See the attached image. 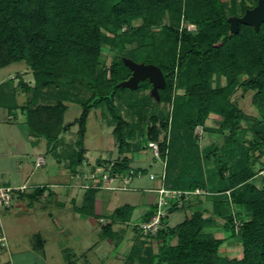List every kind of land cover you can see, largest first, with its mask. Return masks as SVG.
Masks as SVG:
<instances>
[{"label": "trees", "instance_id": "obj_1", "mask_svg": "<svg viewBox=\"0 0 264 264\" xmlns=\"http://www.w3.org/2000/svg\"><path fill=\"white\" fill-rule=\"evenodd\" d=\"M257 3L258 0H241L239 4L230 0L229 5L223 0H0V70L24 62L33 76V83L18 74L0 84V107L9 113L21 111L29 135L51 144L55 156H58L56 143L77 126L79 141L72 149L74 161L69 165L73 174L86 162L85 141L90 115L106 108L114 121L112 134L122 159L113 163L99 162L98 167L104 165L103 172L113 180V185H123L122 176L131 171L132 182L139 173L145 176V170L135 169L133 159L127 157L131 149L125 134L128 122L117 105L123 93L135 92L122 86L132 75L124 59L154 65L164 74L165 87L158 91V98L151 92L146 99L168 107L172 104L162 121L166 133L170 125L172 144L168 145L167 136L161 141L158 130L151 137L154 128L144 125L140 145L143 148L146 144L159 143L162 159L168 158L164 184L170 185L172 190L192 192L207 188L203 164L198 155H192V147L197 150L198 145L194 138L178 135L204 126L211 113L222 117L216 135L226 136L231 158L236 154L241 159L231 161L227 176L221 159L220 164L217 161V169L209 171V176L217 175L211 183L217 194L211 217H204L208 211L203 208L177 226L159 232L163 244L155 256L158 264H264V183L259 179L261 171H256L264 158V131L260 129L261 121L246 115L229 99L237 89L243 93L256 92L252 103L264 122V24L258 32L253 27L240 25L239 33L231 34L229 23L230 17H242ZM166 17L171 24L165 23ZM136 21L141 24L133 30ZM181 21L196 26L197 33L181 30ZM155 27H159L163 36L156 46L152 29ZM147 38L151 42L144 48L143 55L134 51L132 57L122 56L134 39ZM105 50L117 53L110 67L102 63ZM242 75L246 78L240 81ZM223 78L228 81L225 88L221 87ZM143 87L152 90L153 86L145 80L137 91ZM176 88L186 90L184 97L176 95ZM82 90L89 93L88 98L79 97ZM18 94L27 96L24 105L18 104ZM189 100L196 101L194 110ZM70 104L78 105L82 113L66 124ZM128 107L134 105L129 103ZM137 107L141 115L142 109ZM243 123L251 124V139L246 138L247 128ZM178 143H184L181 156L173 153L167 156L168 149L173 152ZM91 172L96 174V184L101 188L86 190L83 205L74 208L79 214L96 217L94 204L100 191L135 190L133 187L120 190L119 186H114L113 190L103 189L102 174H98L97 168ZM212 188L209 187L214 190ZM44 192L35 191L30 199ZM157 206L158 198L136 220L135 234L140 233V225L156 215ZM242 208L245 213L240 211ZM135 210L130 205L116 208L110 216L111 224L101 227V239L114 238L113 225L130 222ZM213 216L223 218L226 221L222 227L224 232L241 243V259L222 262L219 250L224 241L205 233L215 222ZM235 223L240 225L238 233ZM174 240L176 245H172ZM66 258L67 264H74L71 255Z\"/></svg>", "mask_w": 264, "mask_h": 264}, {"label": "rangeland", "instance_id": "obj_2", "mask_svg": "<svg viewBox=\"0 0 264 264\" xmlns=\"http://www.w3.org/2000/svg\"><path fill=\"white\" fill-rule=\"evenodd\" d=\"M223 1L228 5L230 4V0ZM236 2L239 4L241 0H236ZM171 22L166 17L165 23L171 24ZM140 24V21L134 22L133 30L139 28ZM180 28L181 30L186 29L191 33H197L198 31L196 26L186 24L183 21H181ZM152 29L156 35L153 39L154 46H156L158 40L163 39V36L159 31V27ZM103 33L107 34L105 31ZM150 42L149 38L134 39L133 44L127 47L122 56L132 57L134 51L143 55L145 52L144 48L150 45ZM157 49L161 51L162 47L157 46ZM116 55L117 53L114 51L109 52L105 50L102 63L110 67ZM101 70L102 67L98 69V72ZM18 74L22 75L26 82L33 83L32 73L29 71L27 65L21 62L0 70V84L14 78ZM245 78L246 75L239 77L240 81ZM16 83H18V80ZM227 86L228 81L226 78H223L221 87L225 88ZM137 90L138 88L134 90V93H123L122 98L117 100V105L120 113H122L128 122L125 134L129 138L131 149L127 153V157L133 159L132 165L135 169L141 167L154 173L149 176L151 180L148 177L143 178L144 176L142 177L141 173H139L136 177L140 180H136L133 187L144 186V189L151 188L148 190L154 191L159 187L157 186L159 183H165L168 158L162 159L159 143L156 144L158 147L157 154L153 147L154 144L151 146L146 144L142 148V145H140L142 128L144 125H148L149 129L154 128L151 137L155 135V130H158L160 132V140L163 141L167 136L168 145H171L172 130L169 128L170 125H168V132L166 133L162 121H164L165 115L167 116L169 108L171 111L172 104L168 107L164 104L159 105L155 103L154 99L147 100L146 97L152 90L146 87H143L139 91ZM81 92L79 97L82 99L88 98L89 93H86L84 90ZM185 92V89L176 88L175 93L177 96L184 97ZM255 93H243L242 90L237 89L230 94L229 99L233 105L240 108L246 115L256 117V119L261 121L262 125L260 129L264 131L262 115L252 103ZM18 100L20 104L24 105L25 101H27V96L20 95ZM189 102L194 110L196 101L189 100ZM129 103H132L134 107H128ZM136 105L141 107V115H138L139 108ZM81 113L82 109L78 105L70 104L69 110L65 115V123H72L80 117ZM7 115V110L0 109V178L2 184L5 186H7V183H5L6 180L2 175L9 176L13 180V186L15 184L19 186L23 178L26 180L29 176L31 177V184L38 183L42 185L44 182H47L55 186L68 183L72 189H75V193L82 191L83 193H80V196H83L87 192L84 189H80V184H83V175L91 172V169L96 168L100 173H104V165L102 164L101 168H99V162L105 163V161H111L113 163L117 159H122L121 153L115 143V136L112 134L114 121L106 108L93 111L90 115L85 141V146L88 149L86 162L83 164V167L78 168V172L75 174L71 172L69 165L74 161L72 149L75 146L77 147V142L79 141L77 126L56 143L58 156H55V151L49 149L52 145L46 140L37 139L34 141L27 139L23 136L21 129L16 128V122H13L15 124L12 123L13 127L3 124L2 121L3 119L7 120ZM222 120L221 116L211 113L204 126H196L192 132L184 131L178 135V137L185 139H188V137L194 138L198 149L195 150L193 146L192 155L194 157L199 156L203 164L202 171L208 184L206 189L198 188L199 193L196 190L192 191L194 193L186 191L187 194L183 197L181 194L171 192L168 198H166L169 208L165 209L164 215L166 216H164L163 222L160 225L161 228L157 227V229H160L158 232L154 230V227L151 228L148 234L139 233L138 231L135 234L134 232L136 231V220L145 212L144 209L149 207L146 199L148 197L153 198L154 194L152 195V193L154 192L137 191L127 193L100 191L96 194L94 204V214L96 217L90 218L83 217L85 215L74 212L70 201L67 202V200L63 199L65 197H61L62 199L60 200L66 206L57 207L55 201L58 197L54 195L55 192H62L63 189L45 186L49 198L34 203L33 209L27 206V198L25 196L15 193L12 208L0 210V229L4 230V234H0V238H5L7 245H0V264H67V255L72 256L74 264H158L155 256L159 253L163 244V238L159 236V232L162 229L167 230L177 226L192 216L194 212L202 211L203 208L208 211V213L204 214V217H211L214 211V204L216 203L215 197L217 196L216 190L212 188L211 183H213L217 175H212L211 177L208 175L209 171L217 169V161L220 164L221 159L224 160L225 165L221 167H225L224 175L227 176L231 161L238 158L241 159V156L238 157L236 154L231 158L232 153L228 151L227 137L224 135L218 137L216 135L221 127ZM168 123H170V116ZM243 125L247 128L246 138L251 139V124L243 123ZM24 130L27 131V129ZM182 147H184V143L182 145L178 143L173 152L171 149H168L167 156H170L171 153L175 156H181ZM6 152H8V155H5ZM38 156H42L46 160L47 165L43 168H35ZM44 164L45 161L41 166ZM256 171H261L259 179H263L264 183V158L257 165ZM130 175L133 176L132 171L127 176H122L123 185H113L111 183L112 186H119L118 188L132 187L130 186L131 184L128 186L126 182L130 179ZM89 178L92 179V177ZM167 184L170 183L168 182ZM169 186H166V189L174 191ZM209 187L214 190L209 189ZM175 195L178 197H173ZM82 198H78L77 196L74 205L81 207L83 205ZM22 199L24 201L21 202ZM126 203L140 207L137 208L130 222L121 221L113 225L114 238L102 240L101 227L110 225L113 220L110 219V216L116 208ZM23 209L26 214L22 212ZM240 211L245 213L244 208ZM213 219H215V222L209 225V228H206L205 233H212L218 239L224 241L219 250L222 262L229 263L230 261L241 259L243 257L241 243L230 238L228 233H225L222 228L226 221L216 216H213ZM235 232H240V225L238 223H235ZM41 241L43 245H41ZM176 243V240H174L172 245H176Z\"/></svg>", "mask_w": 264, "mask_h": 264}, {"label": "crops", "instance_id": "obj_3", "mask_svg": "<svg viewBox=\"0 0 264 264\" xmlns=\"http://www.w3.org/2000/svg\"><path fill=\"white\" fill-rule=\"evenodd\" d=\"M8 81V80H7ZM4 83V82H3ZM20 95H22V94H18V96H17V101H18V104L19 105H22V104H20L19 103V97H20ZM0 109H4V110H7V109H5V108H2V107H0ZM7 120H5V119H3V121H2V123L3 124H7V126H11V127H13L12 126V123L13 122H16V124H17V126H16V128L17 129H21V132H22V134H23V136H25L27 139H32V140H37V139H39V138H35V137H31L30 135H29V133H28V129H27V125H26V123H25V118H24V116L22 115V113H21V111H14V112H12V113H9L8 112V110H7ZM13 124H15V123H13ZM24 129H27V131L26 130H24ZM49 149H50V147H49ZM10 153V152H9ZM5 155H8V152H6V154ZM39 157H42V156H38L37 157V159L39 158ZM42 158H44V157H42ZM44 161H45V164L43 165V166H41V167H37V160H36V164H35V168H43L44 166H46L47 165V163H46V160L44 159ZM85 168V167H84ZM138 169H141V170H145V176L143 177V178H145V177H148V179L149 180H151V178L149 177L151 174H154L153 172H151V171H148L147 169H144V168H141V167H138ZM88 171V170H87ZM158 173V172H157ZM159 174V173H158ZM2 177L6 180V182L5 183H7V186H10V187H13V188H18V187H20V186H29V187H31L29 190H27L25 193H23V194H20V195H23V196H25L27 199V206L28 207H30V209H33L34 208V203H36V202H39V201H42V200H44L45 198H49V195H47V193H46V188H45V186H53V187H55L56 189H58V188H62L63 189V191L61 192H55V195L54 196H56V197H58V199L55 201L56 203H55V205L57 206V207H65L66 206V204L65 203H63V202H61V200L60 199H62L61 197H65V198H63V199H65V200H67V202H69L70 201V204L72 205V210L75 212V210H74V208H75V206H77V205H74V203H75V200H77V196H78V198L79 197H83V196H80V193H83L82 191L80 192V191H78V193H75V189H72V187H70L69 185L70 184H68V183H62V184H59V185H55L54 186V184H49V183H47V182H44V184H42V185H40V184H31L30 183V178L31 177H27V179L25 180L24 178H23V180H22V183L19 185V186H16V184L13 186V180L9 177V176H5V175H2ZM142 178V179H143ZM141 179V180H142ZM136 180H140V179H135V180H133V182L131 183V186L133 187V184H134V182L136 181ZM16 186V187H15ZM157 186H159L157 189H159V188H161L162 186L166 189V185L162 182V183H159V185H157ZM136 188H134L135 190H137V191H145V190H148V189H151V188H145L144 189V186H139V187H137V186H135ZM144 189V190H143ZM40 190H44L45 192L43 193V195L42 196H40V197H38V198H36V199H30V196H31V194H33L35 191H40ZM129 191V192H137V191ZM54 193V192H53ZM128 193V192H127ZM147 193H152V192H147ZM154 194V197L153 198H150V197H148L146 200H147V205H149V207L148 208H146V209H144V213H146L147 211H148V209L151 207V206H153V204H155V202H156V200H157V198H158V195L157 194H155V193H152V195ZM22 197V196H21ZM19 199H21V198H19ZM64 200V201H65ZM82 200H83V198H82ZM22 201H24L23 199L21 200V202ZM66 202V203H67ZM124 205H130V206H133V207H135L136 208V210H137V208L138 207H140V206H138V205H132L131 203H126V204H124ZM120 207V206H119ZM136 210H135V212H136ZM22 212H24L25 214H26V212L24 211V209H23V211ZM23 213V214H24ZM77 213V212H76ZM143 213V214H144ZM79 214V213H78ZM135 214V213H134ZM142 214V215H143ZM141 215V216H142ZM141 216H139V218L138 219H140L141 218ZM83 217H90V216H83ZM134 217V216H133ZM90 218H92V217H90ZM137 219V220H138ZM0 234L1 235H3L4 234V230L3 229H0ZM41 245H43V242L41 241ZM5 246H7L6 245V242H5ZM67 263V262H66Z\"/></svg>", "mask_w": 264, "mask_h": 264}, {"label": "built area", "instance_id": "obj_4", "mask_svg": "<svg viewBox=\"0 0 264 264\" xmlns=\"http://www.w3.org/2000/svg\"><path fill=\"white\" fill-rule=\"evenodd\" d=\"M151 145H153V144H151ZM153 147H154L155 153L157 154L158 153V147L156 146V144H154ZM36 163H37V167H41V165L44 163V158L39 157L37 159ZM98 174H102V180L104 182V184L102 185L103 189L113 190L116 188V187L112 186L111 183H113V180L110 181L111 179L109 178V176H107V174L100 173L99 171H98ZM104 176H105V178H104ZM89 177H92V179ZM96 179H97V176L95 173H92V172L86 173L85 175L82 176L83 184H80V189L88 190V189L101 188V185L96 184V181H97ZM126 182H127V185L131 184L132 178L130 177V179L127 180ZM109 184H111V186H109ZM30 188L31 187L25 186V185L20 186L18 188L5 186L2 184L1 178H0V210L1 209H3V210L11 209L13 206V203H14L13 201H14L15 193L23 194L27 190H29ZM117 189L127 190L128 187L117 188ZM196 191H197V193H199L198 190H196ZM152 192L157 193V195H158L157 213L151 219L150 222L140 225V233H143V234H148V232H150L151 228H153V227H154V230L156 232H158V230H160V229H157V227L159 226V228H161L160 225L163 222L164 216H166V215H164V212L166 211L165 209H167V207H168V203L166 202V198H168V195L171 192L176 193V194H181L182 197L187 194V192H183V191H170V190L165 189L163 186L157 190H154V191L152 190ZM190 193H194V192H190ZM181 196H179V197H181ZM173 197L176 198L178 196L175 195ZM0 245L5 246V238H0Z\"/></svg>", "mask_w": 264, "mask_h": 264}, {"label": "water", "instance_id": "obj_5", "mask_svg": "<svg viewBox=\"0 0 264 264\" xmlns=\"http://www.w3.org/2000/svg\"><path fill=\"white\" fill-rule=\"evenodd\" d=\"M231 34H238L240 25L253 27L258 32L264 24V0H258L257 5L248 9L242 17H230ZM124 64L132 71L129 80L122 83V86L136 90L142 81L149 80L152 84V95L158 98V91L165 87V77L162 70L154 65L138 64L130 59H124Z\"/></svg>", "mask_w": 264, "mask_h": 264}]
</instances>
